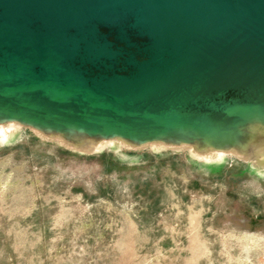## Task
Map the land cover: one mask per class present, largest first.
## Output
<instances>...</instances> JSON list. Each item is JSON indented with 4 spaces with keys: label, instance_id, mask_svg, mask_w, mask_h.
Here are the masks:
<instances>
[{
    "label": "water",
    "instance_id": "obj_1",
    "mask_svg": "<svg viewBox=\"0 0 264 264\" xmlns=\"http://www.w3.org/2000/svg\"><path fill=\"white\" fill-rule=\"evenodd\" d=\"M263 101L264 0H0V122L234 149Z\"/></svg>",
    "mask_w": 264,
    "mask_h": 264
},
{
    "label": "rangeland",
    "instance_id": "obj_2",
    "mask_svg": "<svg viewBox=\"0 0 264 264\" xmlns=\"http://www.w3.org/2000/svg\"><path fill=\"white\" fill-rule=\"evenodd\" d=\"M248 123L227 149L10 122L0 264H264V122Z\"/></svg>",
    "mask_w": 264,
    "mask_h": 264
},
{
    "label": "bare ground",
    "instance_id": "obj_3",
    "mask_svg": "<svg viewBox=\"0 0 264 264\" xmlns=\"http://www.w3.org/2000/svg\"><path fill=\"white\" fill-rule=\"evenodd\" d=\"M259 108H260V111L259 112L257 111L256 113L252 114V117L249 118V122H253L254 120H257V121L261 120L264 122V101L259 105ZM41 130L44 131L46 134L60 136L62 138L70 140V141L73 139H77L80 142L85 141V142L89 143V142L93 141V142L98 144V143L108 139L104 135H90V134H87L85 132H77V131L55 132V131H52L49 129H44V128H42ZM194 137H195V135L191 133L188 136L175 135V136H172L169 138H165V140H162V141L174 143V142L182 140V141L189 142ZM199 139H200V142H203V146H205V145L212 146V143L214 142V137H213V135H209V132L207 133V135H203V139H201V138H199ZM132 142L142 143L143 141L136 139V140H132Z\"/></svg>",
    "mask_w": 264,
    "mask_h": 264
},
{
    "label": "clouds",
    "instance_id": "obj_4",
    "mask_svg": "<svg viewBox=\"0 0 264 264\" xmlns=\"http://www.w3.org/2000/svg\"><path fill=\"white\" fill-rule=\"evenodd\" d=\"M12 120V119H11ZM11 120H7V121H2L0 122V147H4L7 144H9L13 137H11L9 135V133L15 131L16 129H14L11 125H10V121ZM3 125H8L7 128L3 127Z\"/></svg>",
    "mask_w": 264,
    "mask_h": 264
},
{
    "label": "trees",
    "instance_id": "obj_5",
    "mask_svg": "<svg viewBox=\"0 0 264 264\" xmlns=\"http://www.w3.org/2000/svg\"><path fill=\"white\" fill-rule=\"evenodd\" d=\"M104 155H106V153H102V154H101V156H104Z\"/></svg>",
    "mask_w": 264,
    "mask_h": 264
}]
</instances>
